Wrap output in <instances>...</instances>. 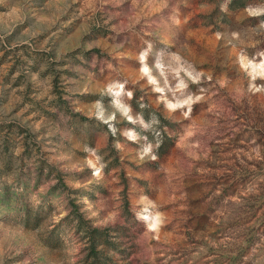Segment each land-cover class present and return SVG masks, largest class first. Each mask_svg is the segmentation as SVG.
<instances>
[{"label": "rangeland", "instance_id": "374dc122", "mask_svg": "<svg viewBox=\"0 0 264 264\" xmlns=\"http://www.w3.org/2000/svg\"><path fill=\"white\" fill-rule=\"evenodd\" d=\"M0 264H264V0H0Z\"/></svg>", "mask_w": 264, "mask_h": 264}, {"label": "trees", "instance_id": "16d2710c", "mask_svg": "<svg viewBox=\"0 0 264 264\" xmlns=\"http://www.w3.org/2000/svg\"><path fill=\"white\" fill-rule=\"evenodd\" d=\"M233 2H234V0H233ZM233 4H234V3H232L231 6H230L231 9L234 8V5H233ZM239 6H241V5H238V7H239ZM43 165H44V164H43ZM46 167L49 168V169H53L52 166H50V165H46ZM60 186H63V188H66V186L63 185L62 182L60 181L58 185H55V186H54V189H56V188H58V187H60ZM32 218H34V220H37V219H38L37 216H31L30 209H26V211H25V226H30V220H31ZM35 226H36V225H35ZM35 226H34V227H35ZM93 232H94V235H92V236L90 237V241H91V254H92V255H95V257H96V255H98V254L100 253L99 251L96 250V248H97V245H98L97 240H98V238H100V236H101V232H100L98 229H94ZM100 244H101V243H100ZM107 244H108V241H105V242L103 243V245H107ZM104 260H105L106 262L108 261L107 258H105Z\"/></svg>", "mask_w": 264, "mask_h": 264}]
</instances>
